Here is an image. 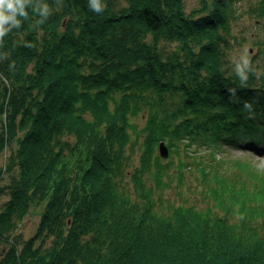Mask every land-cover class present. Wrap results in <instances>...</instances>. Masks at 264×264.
I'll return each instance as SVG.
<instances>
[{
    "label": "trees",
    "instance_id": "16d2710c",
    "mask_svg": "<svg viewBox=\"0 0 264 264\" xmlns=\"http://www.w3.org/2000/svg\"><path fill=\"white\" fill-rule=\"evenodd\" d=\"M237 1L102 0L96 14L88 0H33L48 19L28 8L0 41V264H264V201L230 208L224 183L212 197L222 212L159 215L166 167L149 155L155 185L139 169L131 187L123 181L129 115L142 112L182 141L264 155V42H251L260 50L243 85L230 54L247 42L233 33L242 14L264 39V0L240 14ZM41 204L23 239L20 224Z\"/></svg>",
    "mask_w": 264,
    "mask_h": 264
},
{
    "label": "rangeland",
    "instance_id": "374dc122",
    "mask_svg": "<svg viewBox=\"0 0 264 264\" xmlns=\"http://www.w3.org/2000/svg\"><path fill=\"white\" fill-rule=\"evenodd\" d=\"M252 2L254 0L237 1L236 8L239 14L244 13V9ZM185 3L186 7L191 10L199 7L200 0H185ZM234 25L233 33L237 36L243 35L247 38V42H243L242 38L238 39L239 44L233 45L230 51L231 58H246L250 61L251 57L256 56L257 50H260L252 45V40L256 39L255 41L259 43L264 42V39H260L263 37L262 26L243 14ZM262 50L261 61L257 62L260 69L264 68V47ZM129 121L132 124V128L131 126L129 128L130 140L135 144L128 152L130 167L123 181L127 187H131L133 184L131 173L139 169L143 173L142 180H151L150 184L152 182L155 185V181L151 178L152 171H148L142 165L143 155H149L151 168L155 160L165 165L166 175L162 178L159 187H155L154 199L157 203L155 210L159 215L169 216L172 210L178 207L191 206L200 210H216L218 209L215 204L216 200H212V197L224 183L225 186H234L233 193L227 198L230 208L237 209L244 201L252 202L251 204L264 201V155L245 147H233L225 143L220 146H205L197 142L182 141L179 137L167 134L166 131L151 130L147 114L143 112L135 116L129 115ZM161 142L172 143L170 147H167L166 158L159 155L158 146ZM3 161L0 158V167ZM154 170L155 168L153 173ZM202 170L208 171V174ZM4 199L3 197L2 200ZM43 207L44 204L33 207L20 224L17 233L23 239H29L34 235ZM231 220H235V216ZM1 253L0 248V257Z\"/></svg>",
    "mask_w": 264,
    "mask_h": 264
},
{
    "label": "clouds",
    "instance_id": "9594fccd",
    "mask_svg": "<svg viewBox=\"0 0 264 264\" xmlns=\"http://www.w3.org/2000/svg\"><path fill=\"white\" fill-rule=\"evenodd\" d=\"M62 0H60V5ZM59 5V6H60ZM89 10L100 14L104 11V4L102 0H88ZM31 8L40 19L37 23H44L50 14L49 7L43 8L33 6V0H0V41L13 29L21 27V19L27 20L29 14L27 9ZM242 62L237 63L235 67L236 75L240 78L243 85L247 81L246 70H249V61L246 58H241ZM244 107L250 109V105L245 103Z\"/></svg>",
    "mask_w": 264,
    "mask_h": 264
},
{
    "label": "water",
    "instance_id": "95a60500",
    "mask_svg": "<svg viewBox=\"0 0 264 264\" xmlns=\"http://www.w3.org/2000/svg\"><path fill=\"white\" fill-rule=\"evenodd\" d=\"M158 150H159V155L162 157V158H166L167 155H168V149H167V146L165 145L164 142H161L158 146Z\"/></svg>",
    "mask_w": 264,
    "mask_h": 264
}]
</instances>
